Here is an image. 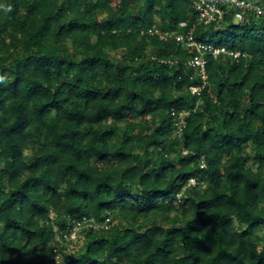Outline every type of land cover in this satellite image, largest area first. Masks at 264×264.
Wrapping results in <instances>:
<instances>
[{
	"label": "trees",
	"instance_id": "obj_1",
	"mask_svg": "<svg viewBox=\"0 0 264 264\" xmlns=\"http://www.w3.org/2000/svg\"><path fill=\"white\" fill-rule=\"evenodd\" d=\"M193 4L0 0V264H50L78 223L61 264H264V18ZM154 25L242 55L193 95L192 51Z\"/></svg>",
	"mask_w": 264,
	"mask_h": 264
},
{
	"label": "built area",
	"instance_id": "obj_2",
	"mask_svg": "<svg viewBox=\"0 0 264 264\" xmlns=\"http://www.w3.org/2000/svg\"><path fill=\"white\" fill-rule=\"evenodd\" d=\"M193 3L195 12L197 14L196 23L198 25H210L213 23H218L230 13L234 14V21L237 23L243 21L248 14H255L256 16L264 18V4L254 0H193ZM185 27H187L186 22L180 25V28ZM142 34L147 36H158L163 40H167L170 37L174 38L179 44L189 48L192 51L193 57L189 60L188 65L195 70L202 82V85L200 86L196 85L190 87L191 94L197 96L201 94L208 83V73L206 66L208 64L209 56H212L215 59L226 57L230 58L231 60H238L242 55L241 52L233 51L226 47H217L213 44H207L198 41L194 35V28L188 33H165L160 30L157 25H154L151 28L142 31ZM171 115L176 120V134L181 136L183 129L186 127L185 116L188 115V112L178 113L175 110H171ZM183 154H188V151L185 150ZM202 159L201 167L204 168L206 164L204 158ZM197 182V178H192L190 180V185L196 186ZM49 218L51 222H54L56 219V214L51 212ZM109 221L110 219L107 218L106 222L108 223ZM107 223L103 225L105 228H108ZM89 227H93V224H90ZM54 230L59 232L62 236L61 244L63 247H65V249L63 247L55 248L50 264H61L64 252L73 254L79 250L78 243L81 240L80 223L72 228H68L66 231H60L58 225L54 224Z\"/></svg>",
	"mask_w": 264,
	"mask_h": 264
},
{
	"label": "rangeland",
	"instance_id": "obj_3",
	"mask_svg": "<svg viewBox=\"0 0 264 264\" xmlns=\"http://www.w3.org/2000/svg\"><path fill=\"white\" fill-rule=\"evenodd\" d=\"M259 1V0H258ZM251 164H252V162H251ZM264 230H262V232H263ZM82 241L80 240V242L78 243V249H80L81 248V246H82ZM64 249H65V247H64ZM64 254H69L68 252H64Z\"/></svg>",
	"mask_w": 264,
	"mask_h": 264
},
{
	"label": "clouds",
	"instance_id": "obj_4",
	"mask_svg": "<svg viewBox=\"0 0 264 264\" xmlns=\"http://www.w3.org/2000/svg\"><path fill=\"white\" fill-rule=\"evenodd\" d=\"M7 11H11V7L9 6V8L7 9ZM4 79V77H0V81H2Z\"/></svg>",
	"mask_w": 264,
	"mask_h": 264
}]
</instances>
